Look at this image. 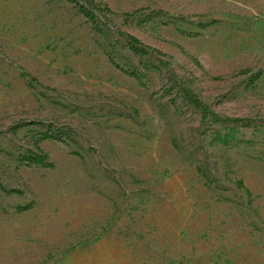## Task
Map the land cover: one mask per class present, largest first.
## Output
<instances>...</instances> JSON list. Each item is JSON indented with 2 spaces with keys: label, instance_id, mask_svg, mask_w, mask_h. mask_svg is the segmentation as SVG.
<instances>
[{
  "label": "rangeland",
  "instance_id": "obj_1",
  "mask_svg": "<svg viewBox=\"0 0 264 264\" xmlns=\"http://www.w3.org/2000/svg\"><path fill=\"white\" fill-rule=\"evenodd\" d=\"M96 1L0 0V264H264V0Z\"/></svg>",
  "mask_w": 264,
  "mask_h": 264
},
{
  "label": "trees",
  "instance_id": "obj_2",
  "mask_svg": "<svg viewBox=\"0 0 264 264\" xmlns=\"http://www.w3.org/2000/svg\"><path fill=\"white\" fill-rule=\"evenodd\" d=\"M71 3H73L79 10V12L88 19L92 23L93 28L96 30H101V25L105 24L106 20L108 19V15H114L115 12L106 4L98 3L96 0H67ZM140 10H135L133 12H127L125 13V18L128 19L130 17L135 16L137 13H139ZM162 12V11H160ZM118 32L124 37L126 45L128 48L137 55H151L162 62L166 64V66L169 68L170 63L168 60L164 59L165 54L154 47H151L147 44H144L142 41L139 40L135 35L130 34L128 32H123L118 30ZM110 61L116 68L120 69L125 74L134 77L135 79L142 82V75L141 73L134 68H124L121 67L117 62H115L113 57H110ZM242 73H249V70H243ZM262 74V71H259L254 75L255 79L260 78ZM171 77L174 78V74L171 73ZM36 80V79H34ZM187 91L192 95L195 104L202 110L204 115L211 114L212 112L210 109L205 106L200 98L190 89L187 88ZM235 120V119H234ZM45 140H56L60 142H64L65 139L63 136L51 132H42L38 136V138L35 139L34 144L36 147V150H31L29 154H25L20 156V161L24 164H27V166H43V167H52V163L49 161L48 154L40 147V143ZM29 206H21V210H27Z\"/></svg>",
  "mask_w": 264,
  "mask_h": 264
}]
</instances>
